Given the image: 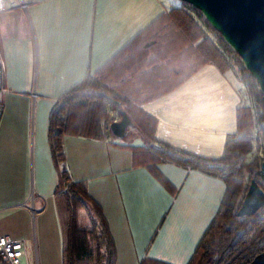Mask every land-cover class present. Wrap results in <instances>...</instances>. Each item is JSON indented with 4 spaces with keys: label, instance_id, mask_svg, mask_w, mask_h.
<instances>
[{
    "label": "crops",
    "instance_id": "1",
    "mask_svg": "<svg viewBox=\"0 0 264 264\" xmlns=\"http://www.w3.org/2000/svg\"><path fill=\"white\" fill-rule=\"evenodd\" d=\"M22 1L24 6L4 0L0 11V234L24 240L28 264H55L61 260V232L49 110L178 1ZM227 71L204 63L172 90L144 101L142 109L156 119L154 137L219 156L226 135L236 129L242 100ZM118 138L108 132L103 139L62 137L71 179L94 177L78 176L79 169L103 171L87 190L107 220L114 264H138L143 257L186 264L217 210L224 181L171 161L155 164L159 178L134 162L128 148L114 145L123 141Z\"/></svg>",
    "mask_w": 264,
    "mask_h": 264
},
{
    "label": "trees",
    "instance_id": "2",
    "mask_svg": "<svg viewBox=\"0 0 264 264\" xmlns=\"http://www.w3.org/2000/svg\"><path fill=\"white\" fill-rule=\"evenodd\" d=\"M177 1V6L155 17L103 65L60 96L49 110L47 142L57 172L53 200L61 232V264L115 262V244L101 205L88 192L85 180L71 179L62 147L63 135L103 139L107 132L111 133L106 111L110 102L122 106L145 138V144L114 143L128 148L134 162L148 167L159 178L155 164L171 161L224 181L217 210L186 264H247L264 248V205L251 215L236 213L251 177L264 190L255 175L257 160L251 152L255 127L264 130L259 89L254 92L253 102L250 98L252 89L258 86L255 79L245 68L241 69L242 85L238 90L243 91V96L240 94L242 100L236 107V129L226 135L217 157L202 156L156 139V119L141 107L144 101L175 88L204 63H213L221 72L232 64L241 65L237 53L200 11L186 1ZM88 87L96 92H82ZM126 133L127 130L123 136ZM81 210L89 217L88 226L81 223ZM138 264L170 263L143 257Z\"/></svg>",
    "mask_w": 264,
    "mask_h": 264
},
{
    "label": "water",
    "instance_id": "3",
    "mask_svg": "<svg viewBox=\"0 0 264 264\" xmlns=\"http://www.w3.org/2000/svg\"><path fill=\"white\" fill-rule=\"evenodd\" d=\"M197 8L204 19L234 50L244 68L255 79L264 106V0H182ZM131 123L122 109L120 117L109 122L115 137L123 136ZM264 184V157L255 170ZM264 205V190L251 177L236 211L237 215H251ZM247 264H264V248Z\"/></svg>",
    "mask_w": 264,
    "mask_h": 264
},
{
    "label": "rangeland",
    "instance_id": "4",
    "mask_svg": "<svg viewBox=\"0 0 264 264\" xmlns=\"http://www.w3.org/2000/svg\"><path fill=\"white\" fill-rule=\"evenodd\" d=\"M176 1V0H175ZM177 4H179V2L177 3ZM202 27L206 30V32L210 35V31H209V29L203 24L202 25ZM240 60V59H239ZM241 62V61H240ZM231 70H228L227 72V75L235 82V83H237V87L239 88L240 87V85H242L241 83H240V71H241V69L242 68H244V66H243V64L241 63V65H238V64H232L231 65ZM233 72V73H232ZM231 75V76H230ZM258 89V86L256 87V88H253L252 89V96L253 97H250V98H252L253 100L251 101V102H253L254 101V99L256 98V96L254 95V92L256 91ZM82 92H96V90L95 89H93V88H91V87H88V88H86L85 90H82ZM245 92V98H246V96L248 95L247 93H246V91H244ZM80 93H81V91H80ZM240 94L243 96V91H240ZM247 99H248V96H247ZM251 104H254V103H251ZM122 110V106L121 105H119V104H116V106L114 105V104H112L111 102L110 103H108L107 104V107H106V111H107V118H108V121H109V119H110V114H116L117 116H118V118L120 117V111ZM255 118H257L256 116H255ZM255 121H256V119H255ZM258 127H260V126H258ZM126 129H127V134L125 135V136H123V137H119L118 139L119 140H123L122 142H125V143H131V144H145L144 143V139H143V137L140 135V134H138V130L133 126V124L132 123H128L127 125H126ZM261 130H260V136H261V138L263 139V142H264V130L262 129V128H260ZM115 145V144H114ZM117 146V145H116ZM263 149H264V146H263ZM251 156H252V153L250 154ZM249 155V157L247 156L246 157V161H248L249 160V158L251 157ZM254 155V154H253ZM87 158H89L87 155H85ZM255 156V155H254ZM261 156H264V153H262V155H259L258 153H257V155L255 156V159L257 160V168L259 167V164H260V161L262 160L261 158ZM256 168V169H257ZM81 171H82V173H81ZM103 171H100V170H98V169H96V171L95 170H92V169H86V170H81V169H79V170H76V174H78V176H83V177H86V176H94V177H90L89 179H83V180H85V182H86V184L88 183V181H91V184H93L94 183V180L96 179V177H95V175L96 174H101ZM71 176V175H70ZM259 182L261 183V184H263V182H262V180L259 178ZM264 185V184H263ZM101 196H102V193H99ZM81 212V223L83 224V225H85V226H88L89 225V223H90V221H89V217H88V215L86 214V212L84 211V210H81L80 211ZM48 237L50 238V243L53 245L54 243H55V238H54V235L51 233V234H48ZM53 264V263H52ZM55 264H61V260H60V262H56Z\"/></svg>",
    "mask_w": 264,
    "mask_h": 264
},
{
    "label": "built area",
    "instance_id": "5",
    "mask_svg": "<svg viewBox=\"0 0 264 264\" xmlns=\"http://www.w3.org/2000/svg\"><path fill=\"white\" fill-rule=\"evenodd\" d=\"M24 1L20 0V5L24 6ZM4 0H0V11L4 9ZM1 102V89H0ZM118 119L116 114H110L107 122V128L111 120ZM109 129V128H108ZM260 127L256 126L251 141V152L256 156L257 153H264V142L260 136ZM263 159L264 156H261ZM0 264H28L25 243L21 238H11L7 235L0 234Z\"/></svg>",
    "mask_w": 264,
    "mask_h": 264
}]
</instances>
